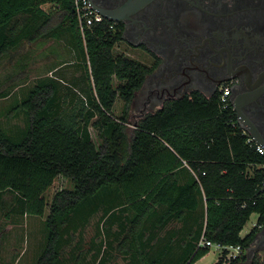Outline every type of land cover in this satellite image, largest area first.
Listing matches in <instances>:
<instances>
[{
    "label": "trees",
    "instance_id": "trees-1",
    "mask_svg": "<svg viewBox=\"0 0 264 264\" xmlns=\"http://www.w3.org/2000/svg\"><path fill=\"white\" fill-rule=\"evenodd\" d=\"M122 33L120 24L106 18L83 33L74 0H0V58L27 41H65L87 80L81 87L85 101L72 99L68 113L67 81L56 74L39 79L8 109V117L22 114L25 124L15 131L0 127V196H10L0 200L1 209L13 220L42 217L49 205L36 264H61L65 227L85 223L99 211L108 223L127 213L118 223V250L136 264H192L211 250L199 246L203 235L242 247L230 263L224 251L213 264L244 263V249L258 226L246 236L241 232L253 213L259 214L258 224L264 223V171L247 174V169L263 157L234 123L232 107L221 103V91L172 100L148 112L130 135L129 109L151 68L114 53ZM55 64L51 72L61 65ZM119 97L124 108L116 117ZM61 175L72 187L58 191L49 204L46 192ZM188 214L198 218V230L182 256L147 254V230Z\"/></svg>",
    "mask_w": 264,
    "mask_h": 264
},
{
    "label": "flooded vegetation",
    "instance_id": "flooded-vegetation-1",
    "mask_svg": "<svg viewBox=\"0 0 264 264\" xmlns=\"http://www.w3.org/2000/svg\"><path fill=\"white\" fill-rule=\"evenodd\" d=\"M120 18L122 39L147 52L151 71L134 102L161 105L229 87L241 132L264 143V0H94ZM248 250V252H247ZM242 264H264V223Z\"/></svg>",
    "mask_w": 264,
    "mask_h": 264
},
{
    "label": "rangeland",
    "instance_id": "rangeland-1",
    "mask_svg": "<svg viewBox=\"0 0 264 264\" xmlns=\"http://www.w3.org/2000/svg\"><path fill=\"white\" fill-rule=\"evenodd\" d=\"M44 7L50 9L49 4H45ZM50 39L51 42H47L48 45H45L43 49L42 46L27 41L20 48L0 58V127L15 131L24 126L23 115L10 118L7 116L8 109L14 106L16 101L21 100L29 88L46 75L65 74L67 81L65 107L67 113L73 109L70 102L72 99L73 102H82V99L85 101L86 94L81 89L87 83L85 67L76 61V54L70 48L69 43ZM52 40L61 44L62 58H67L66 64L54 70L55 72H51L49 68L55 63L56 56L49 55L47 52L49 51L48 47L53 44ZM114 53H123L147 64L146 50L132 48L125 42L117 43ZM4 93L10 94L4 96ZM144 97V94L140 95L129 109L128 131L130 135H132L135 124L139 120L148 112L161 107L160 104H145ZM78 107H81V103H78ZM123 108L124 101L119 97L113 108L114 115L120 117ZM90 128L93 138L96 141L99 140L96 129L93 126ZM71 187L72 182L67 177L61 175L56 178L54 184L46 192L49 204L58 191ZM3 199L9 200L10 196L4 193L0 196V200ZM1 207L0 204V264H36L46 240L44 220L49 213V205L42 217L15 215L13 220L7 218L5 210H2ZM122 215L123 217L117 218L116 222L108 223L107 217L103 215L102 211H99L85 223L78 220L76 224L73 222L68 224L65 227L61 264H136L130 255L126 256L118 250V241L121 237L117 233L120 228L118 223L124 220L123 218L127 213H122ZM258 219L259 214L253 213L244 226L241 235H248ZM144 246L147 249V244ZM220 251L217 246L213 245L209 254L194 264L215 263L219 259ZM96 254H98L97 258Z\"/></svg>",
    "mask_w": 264,
    "mask_h": 264
},
{
    "label": "crops",
    "instance_id": "crops-1",
    "mask_svg": "<svg viewBox=\"0 0 264 264\" xmlns=\"http://www.w3.org/2000/svg\"><path fill=\"white\" fill-rule=\"evenodd\" d=\"M49 41L51 42V39L39 40L33 43H36L37 46H42V49H43L45 45H48ZM52 42H53V44L51 45L52 47L49 46L48 47L49 51L47 52L49 53V55L56 56L55 62H57V64H55L54 66L61 64V65H58L54 69V70H57L66 64L67 58L66 59L62 58L63 49L62 51H60L61 44L55 43L56 42L55 40H52ZM64 61L65 63H62ZM60 76L64 80L66 79L64 73H62ZM192 214L191 216L188 214L184 219H181V220L173 219L165 226L155 227L154 229L147 230V254L148 253L149 254L150 253H154V254L167 253L172 257L182 256L187 248L188 242L192 239L194 232L196 234L198 230V218L194 220V216H193L194 214L193 215ZM189 216H190L189 219H191V221H189L188 219ZM185 220H188V222L187 221L185 222ZM207 255L203 256L196 262L203 260Z\"/></svg>",
    "mask_w": 264,
    "mask_h": 264
},
{
    "label": "built area",
    "instance_id": "built-area-1",
    "mask_svg": "<svg viewBox=\"0 0 264 264\" xmlns=\"http://www.w3.org/2000/svg\"><path fill=\"white\" fill-rule=\"evenodd\" d=\"M74 5H75V12L78 18L80 29L83 33L85 32L87 27H90L94 23L101 22L105 18L100 12H98L93 7L90 0H74ZM229 94H230L229 87H223L221 89L220 101L225 107L230 105ZM247 142L255 148V151L259 155L263 157V160L260 163L252 162L249 164L247 169V174H252L255 168L264 171V145L255 142L254 139L251 137L247 138ZM185 164L188 165L187 162H185ZM256 225L259 227L260 224L256 222L254 226ZM213 245L217 246V248L220 249L222 253H224L225 251L226 263H230L232 260L239 257V255L243 252L242 247L240 245L234 246V245H223L220 243H214L208 240L204 235L201 237L199 241V246L211 247Z\"/></svg>",
    "mask_w": 264,
    "mask_h": 264
},
{
    "label": "water",
    "instance_id": "water-1",
    "mask_svg": "<svg viewBox=\"0 0 264 264\" xmlns=\"http://www.w3.org/2000/svg\"><path fill=\"white\" fill-rule=\"evenodd\" d=\"M91 1V4L93 5V7L98 11V12H100L105 18H109V19H111L112 21H119L120 20V18H118V17H116V16H114V15H111L110 13H108V12H106L105 10H103L102 8H100L99 6H97V4L95 3V1L94 0H90ZM145 1H147V0H144V2ZM156 111V110H155ZM259 144H262V145H264V143L263 142H261V141H257ZM247 252H248V250H247ZM247 252H246V254H247Z\"/></svg>",
    "mask_w": 264,
    "mask_h": 264
}]
</instances>
